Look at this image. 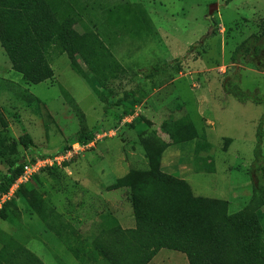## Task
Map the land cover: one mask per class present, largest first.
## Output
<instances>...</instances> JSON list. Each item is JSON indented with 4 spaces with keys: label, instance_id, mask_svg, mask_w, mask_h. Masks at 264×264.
Here are the masks:
<instances>
[{
    "label": "rangeland",
    "instance_id": "rangeland-1",
    "mask_svg": "<svg viewBox=\"0 0 264 264\" xmlns=\"http://www.w3.org/2000/svg\"><path fill=\"white\" fill-rule=\"evenodd\" d=\"M121 3L144 6L150 20L142 17L144 29L139 35L126 32L123 27L115 29L110 45L122 69L109 83L110 90L100 86L94 75H89L88 80L78 76L66 55L54 56V77L45 83L26 85L20 78L19 84L10 86L0 80V194L6 189L2 182L11 162L60 153L77 142L84 131L101 127V138L93 149L72 162L67 172H43L23 186L5 208V219L0 217V236L8 235L36 255L41 254L44 264L52 260L56 264L83 263L43 222L36 203L54 208L72 226L81 245L90 248L99 233L80 220L78 216L83 213L73 211L83 204L85 210L87 201L82 187L96 190L103 182L113 187L128 174L130 166L137 173L136 178L148 174L152 168L150 158L156 157L157 152L147 153L143 143L152 138L154 143L163 142L166 148L172 146V139L161 129L169 120L183 122L189 117L201 144L208 143V151L202 156L212 159L215 172H193L184 177L196 197L227 202L229 213L236 214L249 208L254 189L264 184L262 163L254 155L264 105L250 100L264 99V72L254 68L264 66V40L253 39L264 19V0H90L100 16ZM68 24L83 33L81 25L72 21ZM246 40H250L249 54L234 63V51ZM255 47L263 48L261 55H255ZM153 66L163 69L153 79H146L141 71ZM9 69H13L12 63L0 43V75ZM94 85L119 107L106 110ZM138 87L141 91L135 96L125 97ZM244 95L247 99L242 101ZM104 144L112 148L107 155L111 172L100 180L88 166L98 163L93 157L104 154ZM182 145L185 146L166 151L172 160L168 158L164 163H173L172 171L179 166L181 172L186 167L193 168V148ZM262 146L264 156V138ZM25 162H21L22 166ZM122 183L126 187L121 188L116 200L124 206L120 212L123 228L133 229L136 220L131 179ZM101 189L105 190L103 186ZM250 210L264 231V210ZM46 250L52 258L47 257ZM149 264L190 263L184 253L163 249Z\"/></svg>",
    "mask_w": 264,
    "mask_h": 264
},
{
    "label": "trees",
    "instance_id": "trees-1",
    "mask_svg": "<svg viewBox=\"0 0 264 264\" xmlns=\"http://www.w3.org/2000/svg\"><path fill=\"white\" fill-rule=\"evenodd\" d=\"M105 11L100 16L96 4L92 7L90 0H0V43L13 70L21 75V81L26 85H39L53 79L54 56L66 55L78 76L88 80L89 75H94L100 86L110 90L109 83L122 69L110 45L116 36L115 29L123 27L126 32L139 35L144 29L142 17L150 18L145 7L138 3H121ZM68 21L81 25L83 33L70 26ZM258 26L259 32L253 35L256 42L264 40V19ZM249 42L246 40L236 48L232 55L234 63L249 54ZM262 50L255 47V55H261ZM254 68L264 72V66ZM162 69V66H153L141 74L146 79H153ZM139 91L140 87L126 93L125 97L131 98ZM94 92L106 105V110L119 107L96 85ZM246 99L245 96L242 101ZM250 100L264 105V99ZM263 125L264 119L259 124L254 155L262 163L260 169L264 177ZM100 128L96 126L84 131L77 142H93ZM161 129L174 145L196 141L193 160L196 173L215 172L212 159L202 156L208 151V143L201 144V137L189 117L183 122L169 120ZM145 140L143 145L147 153L157 152L154 153L156 157L150 158L151 171L141 178L131 172L125 177L127 179H120L111 187L124 188L122 180L131 179L135 228L124 229L115 218L107 216L94 245L86 248L78 236H74L72 226L64 222L54 208L36 203L35 209L43 222L56 232L67 250L83 264L90 261L94 264H149L163 249L184 253L190 264H264V231L259 218L250 210L252 207L264 210V184L254 189L249 208L230 214L227 202L196 197L186 181L163 173L159 151L165 145L161 141L154 143L152 138ZM203 161L206 164L200 166ZM21 162L24 163L25 158L10 163L2 182L6 187L3 192L8 191L23 173ZM47 171L65 172L61 169ZM7 205L0 211L2 219H5ZM0 241V264H44L10 236H0Z\"/></svg>",
    "mask_w": 264,
    "mask_h": 264
},
{
    "label": "crops",
    "instance_id": "crops-1",
    "mask_svg": "<svg viewBox=\"0 0 264 264\" xmlns=\"http://www.w3.org/2000/svg\"><path fill=\"white\" fill-rule=\"evenodd\" d=\"M20 78H21L20 75L17 72H15L13 69L7 70V72L5 73L4 76L0 75V80H2L3 83H6V84L8 83V85H10V86H15V85L19 84L20 83ZM193 142H195V141L186 142V143H183V144H187V145L192 146V148H193V160H194V153H195L196 145L194 146ZM108 143H110V142H108ZM182 146H185V145L181 144L180 146H178V145L172 144V146H168L167 148L166 147L165 148H161V149L159 148L160 149L159 152L161 153V160H163L162 161V165H161V171L163 173L168 174L170 176H173L175 178H178V177L175 176L176 175L175 173H177V174L180 175L179 177H181V178H178V179L184 180V181H186L188 183V180H185L184 177H186L190 173L195 172V170H194V162H193V168H191L189 170V168L186 167L187 170H185L184 172H181L180 166H179V168L176 171H172L173 170L172 169L173 163L171 165H169V166L165 165V163H164V161L167 160L168 158H169V160H172L170 158L172 155L166 154L167 150H169L170 148H172V149H176L177 147L181 148ZM123 148H124V144L122 143V149ZM102 149H103V152H104L103 155H100V153H99L97 155H94V157H93V158H97L96 160L98 161V163L97 164L91 163L88 166L89 169H91L93 172H95L96 174L99 175L100 180H101V177L107 176V174L109 172H111L110 168H109V165L107 164V155H109L112 152L111 151L112 148H111V146L104 144L102 146ZM145 151H146V148H145ZM125 160H126L125 156L123 155L122 161L125 162ZM126 163H128V162H126ZM130 165L131 164L129 163V166ZM131 169H132V167L130 166L128 174L133 172V170H131ZM128 174H126V176ZM125 177H123V178H125ZM123 178H121V179H123ZM118 180H120V179H118ZM100 186L101 187L103 186V188H105V190L101 189ZM100 186H97V188L95 187L96 190H92V188L88 187V186H86L85 188L82 187V193L85 194V196H86L87 203L85 205H86L87 208L85 207V210H84L82 208V207H84V204H83L81 207H78L77 209L73 210V211L78 210L79 212L83 213L82 216H78V217H80V220H82L83 223L91 224L90 226H94V229L97 230L95 232H97V233L100 232V228H101V226H103V224H102L103 220L107 216L115 218L120 223V225L122 227L124 225V222H123L124 219H123L122 213H120V212H123L124 206L121 204L120 201L116 200V198H117L116 195L118 193H120L122 189L121 188L112 189L111 185L110 186H105L104 182ZM76 217L77 216H75V218ZM31 252L33 254H35L33 251H31ZM46 254H47V257H49V258L53 257L52 254H50L47 250H46ZM36 256L37 257L39 256L38 258L42 257L41 254L36 255ZM49 264H56V262L54 260H52Z\"/></svg>",
    "mask_w": 264,
    "mask_h": 264
},
{
    "label": "built area",
    "instance_id": "built-area-1",
    "mask_svg": "<svg viewBox=\"0 0 264 264\" xmlns=\"http://www.w3.org/2000/svg\"><path fill=\"white\" fill-rule=\"evenodd\" d=\"M99 138L101 136H97L93 142L87 144L75 142L60 153L38 154L29 157L24 164L21 176L11 184L8 191L0 195V210L15 199L23 186L29 184L36 175L41 174L43 171L61 169L67 172L72 162L95 147Z\"/></svg>",
    "mask_w": 264,
    "mask_h": 264
}]
</instances>
